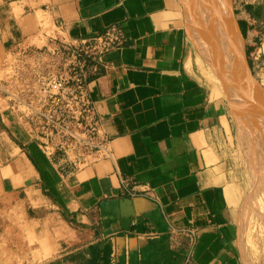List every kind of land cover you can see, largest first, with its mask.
<instances>
[{
    "label": "crops",
    "instance_id": "0c3cea01",
    "mask_svg": "<svg viewBox=\"0 0 264 264\" xmlns=\"http://www.w3.org/2000/svg\"><path fill=\"white\" fill-rule=\"evenodd\" d=\"M184 1L0 0V69L18 47L75 44L111 26L127 39L88 81L110 157L73 168L0 132V249L10 264L66 254L80 264L84 249L89 264L93 247L108 250V264H246L231 202L230 107L201 68ZM229 7L250 69L264 56V0ZM172 229L196 232L176 259L162 257Z\"/></svg>",
    "mask_w": 264,
    "mask_h": 264
},
{
    "label": "rangeland",
    "instance_id": "374dc122",
    "mask_svg": "<svg viewBox=\"0 0 264 264\" xmlns=\"http://www.w3.org/2000/svg\"><path fill=\"white\" fill-rule=\"evenodd\" d=\"M201 1L205 4L200 7L198 0H185L184 4L188 25L198 42L200 55L197 58L201 68L205 75L207 70L208 82L212 81L222 87L230 107L234 138L232 178L239 186L231 202L238 227V240L246 264H264V97L258 93L264 92V56L251 64L248 69L250 76L246 72L242 74L249 80L241 79L244 76L231 68L228 42L222 49V59L218 61L214 29L205 19L209 0ZM56 64L57 58L39 49L29 50L23 55L9 54L0 69V132H7L10 140L15 143L27 142L38 158L44 157L42 151L37 149L35 152L33 149L41 145L46 122L35 116L45 96L43 83L46 77L53 74L51 69ZM29 213L32 216L36 214L32 209H29ZM168 239L171 254L161 256L176 259L186 249L187 236L169 232ZM93 248L89 264H99L101 258L108 257V250L102 252ZM85 252V249L82 250L74 259L79 260L80 264H86ZM72 257L66 254L62 262L52 261L47 264H66ZM0 264H10V249H0Z\"/></svg>",
    "mask_w": 264,
    "mask_h": 264
},
{
    "label": "built area",
    "instance_id": "2783aa9c",
    "mask_svg": "<svg viewBox=\"0 0 264 264\" xmlns=\"http://www.w3.org/2000/svg\"><path fill=\"white\" fill-rule=\"evenodd\" d=\"M126 41L123 30L111 26L75 44L60 42L44 49L49 56L57 58L56 66L51 69L53 74L43 83L45 96L35 116L46 122L41 137V148L46 155L58 157L73 168L89 160L110 157L108 139L100 133V119L89 95L88 81L99 71L102 57L121 49ZM28 51L18 47L12 54L23 55ZM170 232L187 236L185 251L195 242L193 229ZM148 235L156 239L161 233L152 230Z\"/></svg>",
    "mask_w": 264,
    "mask_h": 264
},
{
    "label": "bare ground",
    "instance_id": "6f19581e",
    "mask_svg": "<svg viewBox=\"0 0 264 264\" xmlns=\"http://www.w3.org/2000/svg\"><path fill=\"white\" fill-rule=\"evenodd\" d=\"M208 5V12L206 11L205 19L210 22L212 29H214L213 38L215 42L214 44L217 45V60L220 61V59H222V49H224L226 42H228L230 45V63L232 61L231 68L233 67V71L237 74L242 75L245 74L244 72H246V74L250 76L248 72L247 60L245 57L244 40L239 33L238 26L236 25L233 14L229 9V1L219 0L217 4L216 1L209 0ZM242 78L247 79L245 76L241 77V79ZM251 89L253 90V88ZM258 93L264 97L263 91H258Z\"/></svg>",
    "mask_w": 264,
    "mask_h": 264
},
{
    "label": "trees",
    "instance_id": "16d2710c",
    "mask_svg": "<svg viewBox=\"0 0 264 264\" xmlns=\"http://www.w3.org/2000/svg\"><path fill=\"white\" fill-rule=\"evenodd\" d=\"M248 60V59H247ZM248 63H249V60H248ZM250 65V64H249ZM35 161V160H34ZM106 251V249L104 250ZM99 264H108V257H104V258H101L99 261H98Z\"/></svg>",
    "mask_w": 264,
    "mask_h": 264
}]
</instances>
